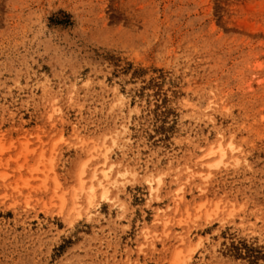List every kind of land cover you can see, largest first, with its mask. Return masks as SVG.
Masks as SVG:
<instances>
[{"label": "rangeland", "instance_id": "374dc122", "mask_svg": "<svg viewBox=\"0 0 264 264\" xmlns=\"http://www.w3.org/2000/svg\"><path fill=\"white\" fill-rule=\"evenodd\" d=\"M0 264H264V0H0Z\"/></svg>", "mask_w": 264, "mask_h": 264}, {"label": "bare ground", "instance_id": "6f19581e", "mask_svg": "<svg viewBox=\"0 0 264 264\" xmlns=\"http://www.w3.org/2000/svg\"><path fill=\"white\" fill-rule=\"evenodd\" d=\"M57 111V110H56ZM83 147H84V145H83ZM95 149V148H94ZM218 151H220V152H222V156H224L225 155V152L223 151V149H222V146H221V144L219 145V148H218ZM236 152V154H237V151H235ZM234 152V153H235ZM235 155V154H234ZM233 155V156H234ZM239 156V155H238ZM238 156H237V158H238ZM235 157V156H234ZM108 158H109V156H108V154H105V156H104V163H105V165L107 164V162H108ZM223 159H224V157H223ZM109 165V164H108ZM114 175V174H113ZM118 178V177H117ZM110 180H111V174H110V168H108V166H105V168H103L102 169V173H98V171L97 170H95L94 171V174H93V179H92V183H91V186L89 187V189H90V193L91 194H93L94 193V191H95V188L96 187H102L103 189H104V191L105 192H108L109 191V184H110ZM117 180V179H116ZM118 181V180H117ZM116 181V182H117ZM115 182V183H116ZM84 183H85V180H84ZM118 184V183H117ZM87 185V184H86ZM152 185V184H151ZM159 186V185H158ZM88 188V187H87ZM113 188V187H112ZM111 188V189H112ZM159 188V187H158ZM84 189V184L82 183V186H81V190H83ZM99 189V188H98ZM179 189V188H178ZM103 191V192H104ZM87 192V191H86ZM85 192V193H86ZM111 192V191H110ZM152 192V191H151ZM155 192V191H154ZM179 192V191H178ZM96 193V192H95ZM79 193H77V195H78ZM82 194H83V191H82ZM180 194V193H179ZM178 194V195H179ZM80 195V194H79ZM107 196V195H106ZM178 197H180V196H178ZM79 198V197H78ZM92 199V198H91ZM179 199V198H178ZM178 199H174L175 201H177ZM76 200V199H75ZM179 201V200H178ZM176 203V202H175ZM174 204V203H173ZM177 205V204H176ZM180 205V204H179ZM179 207V206H178ZM203 208V207H202ZM199 211V210H198ZM166 214V213H165ZM188 214V213H187ZM163 216V215H162ZM159 219V218H158ZM166 225V224H165Z\"/></svg>", "mask_w": 264, "mask_h": 264}]
</instances>
